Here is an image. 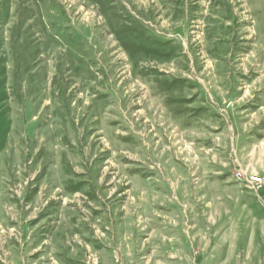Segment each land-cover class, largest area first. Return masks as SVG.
Listing matches in <instances>:
<instances>
[{"label": "rangeland", "instance_id": "rangeland-1", "mask_svg": "<svg viewBox=\"0 0 264 264\" xmlns=\"http://www.w3.org/2000/svg\"><path fill=\"white\" fill-rule=\"evenodd\" d=\"M264 0H0V264H264Z\"/></svg>", "mask_w": 264, "mask_h": 264}, {"label": "built area", "instance_id": "built-area-1", "mask_svg": "<svg viewBox=\"0 0 264 264\" xmlns=\"http://www.w3.org/2000/svg\"><path fill=\"white\" fill-rule=\"evenodd\" d=\"M235 181L242 184L244 183L255 191L264 188L263 177L259 174L249 173L244 169H237L235 171Z\"/></svg>", "mask_w": 264, "mask_h": 264}]
</instances>
